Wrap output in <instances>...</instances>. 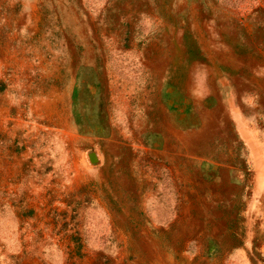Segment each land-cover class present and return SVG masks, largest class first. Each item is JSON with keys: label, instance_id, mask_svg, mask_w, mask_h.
Here are the masks:
<instances>
[{"label": "rangeland", "instance_id": "obj_1", "mask_svg": "<svg viewBox=\"0 0 264 264\" xmlns=\"http://www.w3.org/2000/svg\"><path fill=\"white\" fill-rule=\"evenodd\" d=\"M0 264H264V0H0Z\"/></svg>", "mask_w": 264, "mask_h": 264}, {"label": "water", "instance_id": "obj_2", "mask_svg": "<svg viewBox=\"0 0 264 264\" xmlns=\"http://www.w3.org/2000/svg\"><path fill=\"white\" fill-rule=\"evenodd\" d=\"M93 157H94V156L91 155L90 159H92V160H93V159L96 160L95 157H94V158H93Z\"/></svg>", "mask_w": 264, "mask_h": 264}, {"label": "trees", "instance_id": "obj_3", "mask_svg": "<svg viewBox=\"0 0 264 264\" xmlns=\"http://www.w3.org/2000/svg\"><path fill=\"white\" fill-rule=\"evenodd\" d=\"M99 127V126H98ZM100 128V127H99ZM104 129V127H101L100 130L102 131Z\"/></svg>", "mask_w": 264, "mask_h": 264}]
</instances>
